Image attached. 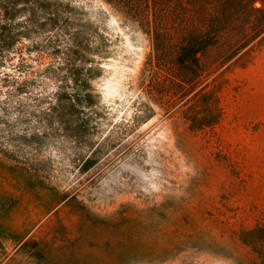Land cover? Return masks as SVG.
Here are the masks:
<instances>
[{
    "label": "rangeland",
    "instance_id": "374dc122",
    "mask_svg": "<svg viewBox=\"0 0 264 264\" xmlns=\"http://www.w3.org/2000/svg\"><path fill=\"white\" fill-rule=\"evenodd\" d=\"M13 1L0 119L41 142L0 123V264H263V0H59L57 20ZM71 58L93 96L79 125L48 108Z\"/></svg>",
    "mask_w": 264,
    "mask_h": 264
},
{
    "label": "trees",
    "instance_id": "16d2710c",
    "mask_svg": "<svg viewBox=\"0 0 264 264\" xmlns=\"http://www.w3.org/2000/svg\"><path fill=\"white\" fill-rule=\"evenodd\" d=\"M9 3H13V0H8ZM24 3H28L33 5L34 7H43L45 11L50 15L54 16V19H59L61 16V12L67 10V5H64L62 1L59 0H44L43 3H40V0H23ZM264 2V0H263ZM250 10V9H249ZM17 12V9L12 7V4L1 3L0 2V51L9 49L16 37H18L22 31H20L16 26L11 24L12 17L14 13ZM264 13V9L262 11ZM205 20V19H204ZM207 22H200L198 27H196L192 34H189L187 37H182V43L179 47V61L180 64H184L186 60L191 58V63L196 64L197 54L202 52L205 48V44L208 39L207 34ZM240 48H236L235 52ZM68 61L63 63L62 65H67L68 69L65 71V79L72 81L74 84L70 91H63L61 95L59 94L56 98L54 104L49 105V111H57L56 116L58 121H61L62 115L69 116L71 122L76 123L77 125L82 124V122L86 123L87 119L85 117H76L78 114H85V110L90 108L92 103V94L87 91L86 84H88V80L86 75L83 76V73H87L88 68L85 66H78L75 63V58L67 59ZM61 66V65H60ZM63 90V88H61ZM30 118L27 116H19L15 117V119H0V123L3 125V129L7 130V139L11 142L18 141L24 145H33L38 146L41 142V138L38 133L33 132L28 134V129L36 128V126H29ZM202 120V119H200ZM16 123H21V125H26V127L21 128V133H16L12 130V125ZM32 122L37 125L38 120H32ZM75 137V134H72ZM36 149V148H35ZM14 159V158H12ZM96 162H92L89 157L84 161L82 166L88 170L92 167ZM27 169V168H25ZM258 232H261L260 239L257 241H252L250 243L252 247L256 250H261L264 252V230L262 228H254L248 231V235H254ZM261 255L262 263L264 264V256Z\"/></svg>",
    "mask_w": 264,
    "mask_h": 264
}]
</instances>
